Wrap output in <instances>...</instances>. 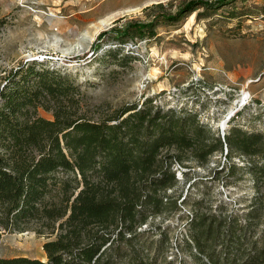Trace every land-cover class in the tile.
<instances>
[{
  "label": "trees",
  "instance_id": "obj_1",
  "mask_svg": "<svg viewBox=\"0 0 264 264\" xmlns=\"http://www.w3.org/2000/svg\"><path fill=\"white\" fill-rule=\"evenodd\" d=\"M231 1L188 0L162 19L102 30L94 46L109 34L115 42L102 49L99 61L113 63L109 75L115 76L137 58L123 50L124 44L155 35L157 20L173 23L198 5L224 7ZM85 92L71 73L36 60L23 61L3 76L0 234L34 225L45 237V259L15 254L0 256V264H156L164 235L157 241L150 237L157 225L149 217L177 208V197L162 191L177 181L174 160L203 163L215 151L244 158L243 166L227 159L225 167L227 175L242 167L251 175L257 195L249 214H258L264 196L263 131L232 119L220 136L197 110L164 108L152 97L93 117L84 105ZM39 107L52 117L40 115ZM230 216L189 218L188 240L207 258L201 264L264 262V228L259 239L249 241L248 226Z\"/></svg>",
  "mask_w": 264,
  "mask_h": 264
},
{
  "label": "rangeland",
  "instance_id": "obj_2",
  "mask_svg": "<svg viewBox=\"0 0 264 264\" xmlns=\"http://www.w3.org/2000/svg\"><path fill=\"white\" fill-rule=\"evenodd\" d=\"M186 1L0 0V18H4L0 23V84L9 69L36 60L75 76L86 91L84 105L93 117L152 97L164 108L197 110L220 136L232 119L264 132V0H232L224 7L198 5L173 23L157 20L155 35L124 44L123 50L137 58L115 76L109 75L113 63L99 61L102 49L115 42L109 34L94 46L100 31L129 21L162 19L161 15L175 14ZM38 112L52 117L42 107ZM227 159L241 166L245 161L234 153L227 158L224 151L211 153L203 163L174 160L177 181L162 191L177 197V208L149 217L157 225L150 237L157 241L164 235L156 264L207 262L188 240L186 223L196 213L234 216L237 223L248 226L249 241L262 235L264 196L258 214H249L256 207L257 195L252 177L244 167L227 175ZM44 240L34 225L1 232L0 256L45 259Z\"/></svg>",
  "mask_w": 264,
  "mask_h": 264
}]
</instances>
